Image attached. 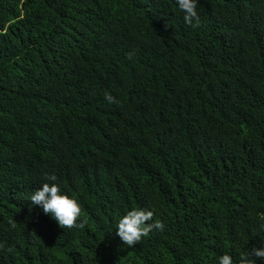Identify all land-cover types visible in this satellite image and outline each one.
<instances>
[{
  "label": "trees",
  "instance_id": "1",
  "mask_svg": "<svg viewBox=\"0 0 264 264\" xmlns=\"http://www.w3.org/2000/svg\"><path fill=\"white\" fill-rule=\"evenodd\" d=\"M197 11L0 0V264H236L264 239V0ZM48 174L72 228L30 209ZM134 207L163 229L130 247Z\"/></svg>",
  "mask_w": 264,
  "mask_h": 264
},
{
  "label": "clouds",
  "instance_id": "2",
  "mask_svg": "<svg viewBox=\"0 0 264 264\" xmlns=\"http://www.w3.org/2000/svg\"><path fill=\"white\" fill-rule=\"evenodd\" d=\"M199 0H175L178 9L183 13L185 24L196 27L199 25L197 4ZM104 98L109 104L116 103V98L108 92ZM28 200L32 206H38L46 215L54 219L61 228H72L81 217L82 209L79 201L63 191L54 174L45 176L44 182L29 194ZM153 212L143 208H132L121 215L115 222V234L123 244L133 246L142 237L147 236L153 229H163L159 221L151 223ZM256 258H264V239L259 245H253L250 250L241 254L236 264H256ZM217 264H234V259L229 254L220 255Z\"/></svg>",
  "mask_w": 264,
  "mask_h": 264
}]
</instances>
